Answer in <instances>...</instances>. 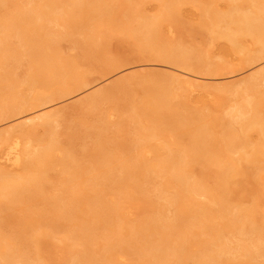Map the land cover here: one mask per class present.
Listing matches in <instances>:
<instances>
[{"label":"bare ground","instance_id":"obj_1","mask_svg":"<svg viewBox=\"0 0 264 264\" xmlns=\"http://www.w3.org/2000/svg\"><path fill=\"white\" fill-rule=\"evenodd\" d=\"M155 1L160 3V8L157 11L158 13L156 12L152 16L147 13L145 14L142 10L143 0H65L63 5H59L56 0H47L40 5L36 2V7L34 6L31 9L29 5L27 7L29 10L26 11L20 10L19 8L22 7H18L17 2L14 3L12 13L11 10L10 14H6L4 11V14L0 16V125L11 122V120L27 113L41 112L46 108L84 93L92 84V81L78 67V64L81 62L80 60L87 61L91 59L95 53H99L103 49L105 44L109 42V39L115 36L129 40L139 52L154 53L152 55H154L155 61L173 66L172 68H175L178 72L176 74H179L178 78L184 80L185 86L193 91L194 84L198 83L196 81H200L203 78L202 75H207V72L198 69L192 62H188V58L184 55L185 53L182 52L183 56L177 45L172 43L167 45L162 36L163 25H166L165 23H168L167 25L170 24L169 21L174 18L176 10H178L177 6L185 0ZM223 1L228 6V9L224 10L225 12H219L218 8L214 10V4L204 7L205 9L203 10L202 7L209 2L201 4L199 1L201 4L199 6L203 5L200 8L204 11L206 18L202 23V28L208 29L211 35L213 34L212 37L215 36L218 40H224L229 43L233 53L240 57L243 69L254 70V73L233 84L214 85L208 86V88H213L212 97L219 98L221 101H224L227 94L234 95L236 99L232 100L227 109V114L231 118L239 119V127L237 128L239 131H234L232 124L229 122L225 123V121L221 135L219 133L220 136L215 137L214 135H208L207 132L205 133V124H201L200 127L198 123L199 128H197L198 124L196 126L193 121L190 123L188 122L189 120H186L184 125L182 122L184 120H178L179 116L174 115L175 113L172 112L174 109L172 105L175 103L172 100L176 97L170 96L171 92H169L168 84L163 82L164 80L155 82L152 85L154 88L152 90L148 88L149 90L147 89L145 92V87L144 89L142 88L146 96L152 92L150 95L152 97L149 98L150 100H145L146 105L142 109L134 105L135 100L128 87L120 84L115 89H102L82 99L77 104L78 106L76 108L74 107L75 110L80 111L81 117L80 119L78 118V121L75 119L77 122L73 126L65 125L67 121L65 119L68 115L61 110L40 113L35 118L38 121L37 124L43 128V131L45 130L47 132L44 133L48 135V138L45 135V141L37 140L40 143L35 147V150H33L34 148L32 149L33 151L31 148L29 150L23 145V140H28L31 143L32 138L35 140V131L33 132L32 129H29L32 130L29 131L21 127L23 124L19 126L20 128L18 127L19 130H12L11 128L12 131L10 129L2 130L0 132L1 160L4 159L5 162L11 163L12 166H22L26 171L29 170V175L26 172V176H24L25 174L23 175L24 177L18 176L19 178L11 179V175H9L10 178L7 176L9 173L6 174L4 170H1L3 173H0V212L5 211V209H13V206L16 204V197H18L17 194H20V196L24 195V198H26V195L23 193H29V189H34L38 184L39 186L37 187H40V184L42 187L40 173H46L51 166L52 170L55 166L54 164L56 163L57 165V160H55L57 157L63 158L64 155H67L66 157L69 158V155H71L69 154L70 149H65L68 145L64 149L60 147L54 129L56 126H53L54 124H63L65 122L66 130L84 133L74 135L76 137L69 136L68 140H72V138L79 140L83 136L92 137L94 140H97L99 142L97 147L93 151L88 152L86 158L89 157L91 160H94L95 166H99L102 172L98 177V174L93 171L95 169L94 167L91 170L93 171L92 173H88L91 171L86 170L79 174L77 172L78 169L74 167L75 165L73 164L74 166H72L75 159H62L61 163H59L60 165L58 164V168L62 170L64 175V179L62 180L65 184L66 190H64L66 193H70V196L67 195L68 198L66 199L65 193L64 198L66 200L63 197L56 198L58 195H51L52 192L49 191L50 187L49 189H44L43 187L49 193H43L42 197L40 196L41 194L36 192V189H38L36 187L34 189L35 192L30 194V198L37 199L39 197L38 202L42 201L41 203H43L44 207L46 206V209L49 207L47 211L51 217L44 218L43 215L35 212L37 217L34 215V217L25 219L26 224L32 227H28L29 231H27L28 228L26 230L28 238H25L24 241L22 239L21 243L16 242L17 245L14 241H5L4 243L1 239L0 264H45L44 259L40 256L41 246L42 244L48 243L49 240L54 239L55 235L60 233L59 231L65 234V246L71 252L67 264H119L120 261L125 260V256L128 254L127 252L130 251H133L130 252L132 253L130 256L135 254L139 257V260L147 257L142 264H184L185 257L189 254L188 244L195 240L197 236L195 232H193L194 234H191V232L183 233L182 225H185V223L188 224V221H190L189 224H191V227L204 228L207 234L211 236L209 240L195 241L198 251L191 258L193 260L195 259V263L197 264H255L253 262L258 258H264V248L254 243V250L250 246L242 245L239 247L241 250L239 251L242 252L240 256L244 259L243 261H235V259L232 260L234 262L230 263L227 258L232 254V250L234 249L223 241L219 231L215 228V223H212L211 216L214 215H212L209 205H206V203L203 205V203L194 201V197L201 194L208 197L211 202H218L220 207L217 212L219 214L218 216L221 219L225 218V223L228 226L237 227V232L240 230V232L247 235H254L258 231V227H255V221H253L256 219L253 211L254 208H241L233 211L231 209L229 211L224 204V199L221 194L217 195L213 189L205 187L201 180L202 177L197 179L198 181L196 179L193 180L187 170L189 165L194 162L210 165L213 168L219 186L227 189L231 181L243 176L244 172L247 174L246 171L248 172L251 169L243 167L240 159L238 160L236 158L235 160L232 157L234 154L247 151L246 147L248 146L247 140L249 139V133L256 130L255 132L260 133L264 139V114L262 115L264 112V0ZM11 2L12 0H0V11H2V7L6 8L5 5ZM32 2L34 3V1ZM53 23L63 27L64 32L62 33L65 34H63L64 37L62 33L51 31L50 26ZM75 28L80 31L78 33L82 36L79 40L73 38L70 41L72 51L76 55H61L58 39L60 37L61 39L72 37V31ZM14 38L17 39L16 41L20 44L23 53L21 49L20 51L11 50V40ZM21 56L27 58L28 64L23 77L17 80L18 77L16 78L14 76L16 73L9 63L11 60L17 61ZM119 67L117 64L108 63L106 69L104 68V72L111 74L119 69ZM132 83L135 84L138 81L134 79ZM135 85L138 86L139 83ZM148 91H151L150 94ZM106 106L107 108L110 106L115 109L119 114H126L131 120L134 119L132 123L134 121L136 124V138H133L134 140H132L129 146L121 147L122 150L120 152L124 153V157L115 155L113 143L109 139H104L102 136V132L109 125L108 119L112 116L107 115ZM140 118L141 120L143 118L147 123H152L153 127H150L157 133L155 132V134L149 126H146V123L143 125ZM166 119L175 124L170 128V124L166 123ZM123 120L117 124L118 129L126 127L125 124L127 123ZM196 121H198L197 118ZM35 122L32 121V123ZM186 124L193 126V132L196 133L193 135L190 133L192 136L188 140L186 139L187 142L189 141L188 147L183 149L175 147L177 150H173L170 147L171 145L168 146L167 140H165L166 138L163 139L164 137H162L163 135L161 133H164L165 129H170L175 135L181 137L182 132L179 129L181 127L184 129ZM24 125L26 124L24 123ZM33 125L35 126L36 123ZM154 125L157 128H154ZM164 125L166 128L163 129ZM28 126L27 128H29ZM40 126L36 125V127ZM97 127H99L100 132L95 133L89 131V129H96ZM188 127L185 129H188ZM199 129H201V132ZM255 132H252V134H255ZM156 136H159V140L162 137L166 142L161 140V143L164 142V144L160 143L161 145L158 144L157 146L149 144L148 139ZM258 140L262 142L259 137ZM68 142L71 144L73 141ZM132 150L137 151L135 155L133 152V154L131 153L132 155H128V152L130 154ZM142 150L153 155L154 159L152 163H147V160L145 162V158L143 159V154L141 153ZM65 151H68V154ZM247 153L250 155V159H248L249 163L259 164V169L257 170L260 176L256 180L260 181H257L256 185L261 186L260 193L262 192V194H259V198L262 195L264 198V142L257 146L255 145L254 149ZM31 168L35 170V174L30 173ZM151 173L155 174L154 176L157 175L156 178L159 176V178L165 180L162 187L158 189L156 186L154 187L155 190L157 189L156 197L160 199V197L166 194L167 189L171 188L173 191L171 190V193L167 192V197L165 196L163 198L164 200L167 198V202L169 201L173 206L179 204L176 206H179V209L176 208L178 212L175 210L177 213L173 214L174 216L167 221L166 216L164 217L159 210V213H157L156 208L155 210L153 209L156 206L152 203L153 201L144 200L147 206L151 208L146 214V218L140 224L133 226V233H124L123 230H126V225H120V222H122L121 219L126 213L122 209L124 207L121 206L123 203L119 204L120 202H118L110 205L106 197V200L103 199V196H105L103 192L106 190V186L109 187L110 185V190L114 194L113 199L121 200L126 196L132 198L128 194L129 191L126 194L123 190V187L128 182H132L131 184L135 185L131 186V191L133 194L136 193L138 195V199L139 194L147 195L148 188L146 190V186L144 185L146 183L147 185L148 183L151 185L155 179L153 174L152 177L150 176ZM44 175L42 174V178ZM80 177L82 179L79 181L85 186L88 185V187L86 186L85 188L83 186L84 188H80L77 180ZM137 180H140L139 184ZM70 181L74 182L72 183L73 185L70 184ZM42 182L44 181L42 180ZM77 184H79V187H77ZM74 185L79 189H76ZM165 188L167 189L163 190ZM51 196L54 197L53 202H50ZM29 199L27 200L29 202L27 205L31 204L30 206H36L38 203L37 200L35 204V199ZM47 199H49V203L46 202ZM22 200L24 203L26 202V200ZM79 204L83 206V209H86L88 218L77 225H73L77 219L73 220ZM82 208L80 209L82 210ZM6 211L5 213L7 214ZM48 212L45 215H49ZM7 215L10 216V214ZM2 219H5V217H2ZM95 230L96 232L100 230L102 233H105L100 246L106 255H109L106 259H103V256L96 258L92 254L91 244L95 242L93 237L96 235L93 233ZM154 232L158 234L156 236L159 238L152 237ZM174 233L176 235L179 234L176 236V240L178 241L169 244L166 238H168L167 236L175 237ZM162 234H164V237L161 236ZM15 235L16 237L19 236L17 232ZM178 236L180 239H177ZM2 242L6 245L2 246ZM78 243L83 246L79 252L76 251L74 246ZM138 243H141L142 246L138 247ZM32 245L35 248V254L37 256L35 259H31L28 256V254L30 255L28 248ZM122 251L126 252L125 256L122 254ZM234 255H231V257L235 258ZM130 256L128 254V257Z\"/></svg>","mask_w":264,"mask_h":264},{"label":"rangeland","instance_id":"obj_2","mask_svg":"<svg viewBox=\"0 0 264 264\" xmlns=\"http://www.w3.org/2000/svg\"><path fill=\"white\" fill-rule=\"evenodd\" d=\"M15 1V2H14ZM34 1V3L32 2ZM47 0H12V2L8 5H5L6 8L2 7L0 11V16L4 13L6 14H10V10L11 13L13 12V4L17 2L18 7H22L19 8L20 10H29V8H27L29 5L30 9L32 7H36L37 3L40 5L41 3L46 2ZM58 2L59 5H63L65 3V0H56ZM61 1V2H59ZM68 1V0H67ZM70 1V0H69ZM72 1V0H71ZM201 4H205L207 2V5L205 4L203 7L199 6L200 2ZM205 1V2H202ZM185 0V1H181L182 3L179 4V6H177L176 10V14L174 15V18L169 21L170 22V26L167 25L168 23H165L166 25H163V29H162V36H163V40L164 42L169 45V44H174L177 45L179 47V49L181 50V53H185V57L188 58L187 61L192 62V64L195 65V67H197L198 69L207 72V75H202L203 78H198L200 79V81H196L198 83L194 84V90H190V88H188L187 86H185L186 84H184V80H181L178 78V75L176 73L177 70L175 68H172L173 66H170L166 63H162L159 61H155L154 59V53L152 52H139V50L127 39H121L120 36L119 37H114L109 39V42L105 44V46L103 47V49H101V51L99 53H95L94 56L91 57V59L89 60H83L81 59L79 62L80 64H78V67H80L81 72H84L87 74V76L90 78V80L92 81V84L89 86V88L82 94L77 95L71 99H68L66 101H63L59 104H56L54 106H51L49 108H46L45 110H42L41 112L38 113H32V114H25L22 116H19L17 118H15L14 120H11V122H7L6 124L0 125V132L2 130H9L10 128L12 130H19L18 127L21 125V127L26 128V129H32L33 132L35 133V140L34 138H32L31 143L28 140H23V145L27 147V149L31 150H35V147L38 146V144L40 143L39 141L37 142V140L40 141H45L46 137L48 138V135L45 134L47 132H45V130L43 131V128H41L40 125H38V121L36 120L35 117H37L38 115H40V113H46V112H55V111H62L63 113H65L66 115H68V117H66L65 121V125H72L75 124L78 121V118L80 119L81 115H80V111L75 110L76 106H78L77 104L80 103V101H82V99L86 98V96H89V94L95 93L97 91L100 90H104V89H115L118 85L120 84H124L128 87V89L131 91L132 96L135 100L134 105H136L138 108H143L146 105V99L150 100L149 98H151L152 96H150L152 94H147V96L145 95L146 90L148 88H150V90H152L154 83L160 80H164L163 82L166 84H168L169 87V92H171L170 96H175L176 100L173 99L172 101L175 102L173 103V107L174 109L172 110V112H174V115H178V120L181 119L184 120L182 121L185 125L186 120L188 122L191 123V121H193L195 123V125L197 126V124H205L206 128H204V130L206 129L205 133L207 132L208 135H214L215 137H217L220 133L221 135V131L224 125V122L227 123H231L232 124V129H234V131H237L238 129V122L239 119L236 118H231L228 114H227V109L230 106L232 100L236 99L234 97V95L232 96L230 95H226V98L224 99V101L219 98H215L212 97V92H213V88H208V86H214V85H228V84H233L236 83L238 81H241L245 78H247V76H250L254 73V70H248V69H243V66L241 64V59L238 55H235L233 53V51L230 48L229 43H227L224 40H218L215 36L212 37L211 33L209 32L208 29H203L202 28V23L203 21L206 19L205 15H204V7L210 6L214 4L213 9H217L219 10V12H225V9H228V6L226 3H224L225 1H221V0ZM207 1V2H206ZM144 2V3H143ZM142 2V10L144 11V13L149 14L150 16H152L153 14L155 15L156 12L158 11V9L160 8V3L158 1L155 0H143ZM211 2V3H210ZM216 2V3H214ZM222 2V3H221ZM16 4V5H17ZM21 4V5H20ZM35 4V5H34ZM200 4V5H201ZM209 4V5H208ZM9 6V7H8ZM202 7L203 10L200 8ZM27 8V9H26ZM144 8V9H143ZM181 9V10H180ZM5 11V12H4ZM4 12V13H3ZM178 12V13H177ZM123 13V12H122ZM158 13V12H157ZM121 15V14H120ZM201 25V26H200ZM165 26V27H164ZM167 26V27H166ZM51 31L53 32H59L62 33L64 32V29L62 26H60L59 24L56 25V23H53L51 26ZM72 37H65L64 39H61V37L58 39V46L60 48L61 51V55H76V53L74 51H72V46L70 41L74 38V39H81L82 36L79 35L80 31H78V29H74L72 31ZM79 32V33H78ZM64 33H62V36ZM81 37V38H80ZM122 37V36H121ZM123 38V37H122ZM216 39V40H214ZM17 39H12L11 43H12V47L11 50H17L21 52L23 51L22 48L20 47V44L18 43V41H16ZM218 40V41H217ZM102 52V53H101ZM23 53V52H22ZM182 53V55H183ZM187 53V54H186ZM183 55V56H184ZM184 57V58H185ZM117 64L119 65V69H117L116 71H114L111 74H106L104 71L106 69V65L107 64ZM10 66L13 69V71L16 73L14 76L18 79L23 77V74L26 70V66L28 64L27 62V58L25 56H21L20 59H18L17 61L15 60H11L10 61ZM81 65V66H79ZM105 68V69H104ZM84 71H83V70ZM175 69V70H174ZM176 74V76H175ZM178 78V79H177ZM136 79L139 83V85H135L138 83L133 84L132 80ZM177 79V80H176ZM200 82V83H199ZM145 87V92L144 90H142V88L144 89ZM154 89V88H153ZM211 92H210V90ZM149 90V89H148ZM129 91V92H130ZM173 91V92H172ZM172 93H174L172 95ZM212 94V95H211ZM178 102V103H177ZM171 106V107H172ZM75 107V108H74ZM107 108V106L105 107ZM172 109V108H171ZM264 110V108H263ZM65 111V112H64ZM171 112V113H172ZM31 113V112H30ZM106 113L107 115H112L108 121H109V125L108 127H106V130L102 132V136L104 137V139H109L111 143H113V151L115 152V155L118 156H123L124 153L120 152L122 150L121 147H127V145L129 146L130 143L132 142V140H134L133 138H136V133H135V126L136 124L132 123V119L128 118L125 115L119 114L118 112L115 111V109L111 108L110 106L106 109ZM264 114V112L262 113V115ZM146 117V116H145ZM176 117V116H175ZM264 117V115H263ZM139 118V117H138ZM184 118V119H183ZM196 118L198 119V121H196ZM35 119V120H33ZM77 121H76V120ZM124 119L123 121H125L126 127L125 128H121L118 129V123ZM145 120H147L146 118H144ZM194 119V120H193ZM200 119V120H199ZM139 120V119H137ZM141 120V118H140ZM35 122L37 126L40 127H36V125L34 126L32 123ZM142 123L144 125V123H146V126H151L153 127L152 123H147V121L145 122L142 118ZM140 121V122H141ZM237 121V122H236ZM192 122V125H193ZM202 122V123H200ZM236 122V123H235ZM24 123L26 125H24ZM63 124H59L57 123L56 125L54 124L53 127L56 131L57 134V141L60 144V147L64 149V147L66 145V150L69 148V158H73L75 159V161H73L72 166L75 167V169H78L77 172L80 174L82 171H86V170H93L94 167L95 169L93 171H95L99 175H101L100 173L102 172V169L98 166H95L94 160H91V158H86L87 157V153L93 151L94 148L97 147L98 145V141L94 140V138L92 137H88V136H83L81 137L79 140H77V138H72V140H68L69 136H73L76 137L74 135L77 134H84L83 132H72L71 130H66L65 125ZM166 123L170 124V128L175 124L170 122L169 120L166 119ZM199 124L197 126V128H199ZM27 125H29L27 128ZM183 125V126H184ZM71 126V127H72ZM155 126V125H154ZM189 126V127H188ZM195 126V129H196ZM150 127V128H151ZM185 128L188 127V129H183V127H181L179 130H181L182 132V136L179 137L177 135H175L173 132H171L170 129H165L164 133L162 132L161 135L162 137H164L163 139L167 140L168 146L171 145L170 147H172L173 150H177L178 149H183L185 147L189 146V141L187 142L188 138H190V136H192L193 134H195L194 128L193 126H191L190 124L186 126H184ZM20 128V127H19ZM154 128H157L156 126ZM153 128V129H154ZM166 128L165 125L163 126V129ZM10 129V131H12ZM29 130V131H32ZM152 130V128H151ZM150 130V131H151ZM156 130V129H155ZM201 129H199L200 131ZM203 130V129H202ZM89 131L92 132H100L99 127H97L96 129L91 128L89 129ZM154 133L156 131L152 130ZM159 131V130H158ZM163 131V130H162ZM178 131V130H177ZM196 131V130H195ZM239 131V130H238ZM256 130H253L252 132H255ZM45 132V133H44ZM198 132V131H197ZM201 132V131H200ZM252 132H250L248 135V146L246 147L247 151L245 152H241V153H237L234 154L232 157H234L233 159L236 160V158L239 160H241V165H243V167H248L251 168L249 169V171L245 174V172L243 173V176L238 177L237 179L231 181L228 184L227 189H224L222 187L219 186L218 184V180L216 179V175H214L213 172V168L210 165H205L201 162H194L191 165H189L188 170V174L191 175L193 180H197L200 179L202 177V183L204 184L205 187H208V189H213V191H215V193L221 194L223 196L224 199V204L227 207V209L229 211L235 210V209H241V208H246V209H251L254 208V216L256 217V219H254V225L255 227H258V231L256 234L252 235V234H245L240 232V230H238L237 232V227L235 226H231V225H227L225 223V218L221 219L220 216H218L219 214L217 213L219 210V205L218 202H211V200L204 196V195H199L194 197L196 202L199 203H203V205L206 203V205H209V208L211 209L212 215L211 216V220L212 223L215 225V228L217 231H219L220 236L222 237L223 241L228 244L229 247L233 248L234 250H232V254L234 255L235 253V258L231 257V255L228 256L227 259H229L230 263L234 262L232 260L235 261H243L244 259L240 256L242 255V252H240V246L244 245V246H250V248H253L254 243L256 245H261L264 248V198L263 195L259 198V194H262L261 191V186L258 187L256 185L257 181L256 179H259L258 176H260L259 171L257 169H259V164L258 163H249L248 159H250V155H248L247 152H250L254 149L255 145L257 146L258 144H262L264 142V139L262 138V136L260 135V133H256L255 134ZM157 133V132H156ZM155 133V134H156ZM192 135H191V134ZM203 133V132H202ZM159 134V133H158ZM173 134V136H172ZM46 135V137H45ZM189 135V136H188ZM219 135V136H220ZM101 136V138L103 139V137ZM251 136V137H250ZM261 136V137H260ZM157 137V138H156ZM156 137H151L150 139H148V143L153 145V146H157L158 144L161 145L162 143L164 144V141L162 139V137H160V140L158 139L159 136ZM258 137L260 138V140L263 141L260 142L258 140ZM100 138V139H101ZM171 138V140H170ZM114 139V140H113ZM187 139V140H186ZM30 140V139H29ZM161 140H163L164 142L161 143ZM250 140V141H249ZM35 141V142H34ZM68 141H73L71 144ZM33 142V143H32ZM161 143V144H160ZM32 144V145H31ZM35 144V146H34ZM166 145V144H165ZM186 145V146H185ZM176 147V148H175ZM32 150V151H33ZM71 151V153H70ZM144 151V152H143ZM66 152V151H65ZM135 155V152L137 151H130V154L128 152V155H132L133 153ZM29 153V152H28ZM132 153V154H131ZM141 154L143 156V159L145 158V162L147 163H152L153 162V155H150L148 153H146L145 150L141 151ZM246 153V154H244ZM66 154H68V151L66 152ZM243 155V156H242ZM247 155V156H245ZM65 156V158H64ZM63 158H59L57 157L55 160H57V165L56 163L53 165L54 169L51 167L49 168V170L46 173H40V181L43 184L41 187H37L39 186V184L37 186H35L34 189H36V187L38 189H36L39 194H41L40 196L43 197V193L48 194L49 192L44 189H49L50 187V192L51 195L55 194L58 195L56 198H65L67 199V195L70 196V193H66L65 192V184L62 182V180L64 179V175L63 172L60 168H58V164L61 163V160H65L67 157V155H64ZM1 154H0V173L1 170H4V172L7 174V176L9 177V175H11V179H16L19 177H22L24 174V176H26V172L28 173L29 170H25L22 166H12L11 163L9 162H5L4 159L1 160ZM124 157V156H123ZM67 158V159H69ZM28 159V157H27ZM72 159V160H73ZM147 160V161H146ZM76 162V163H75ZM70 163V162H69ZM71 164V163H70ZM74 164V165H73ZM60 165V164H59ZM77 167V168H76ZM33 170V168L30 169V173L31 174H35V170ZM97 170V171H96ZM88 172V173H92ZM68 172V171H67ZM72 172V170H71ZM94 172V175H95ZM4 173V174H5ZM66 173V172H65ZM70 173V172H69ZM87 173V174H88ZM117 174V172H115ZM259 173V174H258ZM5 174V175H6ZM30 174V175H31ZM42 174H45L42 178ZM83 174V173H82ZM152 174H150V176L152 177ZM29 175V173L27 174ZM90 175V174H88ZM93 175V174H91ZM155 174H153L154 176ZM19 176V177H18ZM23 176V177H24ZM87 176V175H86ZM157 176V175H156ZM154 179V181L150 182L152 183L151 185H147V183L144 185L146 186V194L147 195H140L139 194V198L137 199V194H133L131 189L133 185L135 184H131L132 182H128V184L126 186L123 187L124 192L129 191V196L132 198H128L127 196L121 200H117V199H113V195L112 194V190H110V185L109 187L106 186V190L103 192V194L105 196H103L105 199L109 201L110 205L114 204V203H118L121 204V206H123L124 208L123 211H125L126 215L124 214L121 221L120 225H126V230L124 229L123 232L127 233V234H131L134 232L133 230V226L136 224H140L145 218H146V214L149 212V210L151 209L150 207L147 206V204L145 203L144 200H149V201H153L152 203L154 204L153 209L158 211H160V213L166 218V220L168 221L170 218H172L175 214L178 212V210H176V208L179 209V206L176 207L174 205H171L169 203V201L167 202V198L163 197H167V192L171 193L173 190L171 188H165L163 190H168L166 192V194L162 197L157 198L156 197V190L160 187H162V184H164L165 180L163 181L162 178H156ZM9 177V178H10ZM14 177V178H13ZM153 177V178H154ZM258 177V178H257ZM68 178V177H67ZM75 178V177H74ZM152 178V180H153ZM81 177L80 179H77L79 184H80V188H86V186L88 187V185H83V183H81ZM42 180L44 182H42ZM73 180V179H70ZM80 180V181H79ZM39 181V182H40ZM140 181V180H139ZM139 181L137 180V183L139 184ZM198 181V180H197ZM260 181V180H259ZM258 181V182H259ZM71 182V181H70ZM74 182L76 183V180L74 179ZM73 181L70 183L71 185H73L72 183H74ZM77 182V183H78ZM134 183V182H133ZM142 183V182H141ZM161 185H159V184ZM79 184H77V187H79ZM130 184V185H129ZM156 184V185H153ZM76 185V184H75ZM74 185V186H75ZM159 185V186H158ZM84 186V187H83ZM143 186V189H144ZM156 186V190L155 187ZM158 186V187H157ZM44 187V189H43ZM76 187V186H75ZM74 187V188H75ZM76 189H79L77 188ZM41 188V190H39ZM33 188H31V190L29 189V193H23L26 195V198H24L23 196H20V194L16 197V204L13 206V209H5V211L7 212V215L5 213V211H1L0 212V217H5V219L0 218V240L3 241L5 243V241H10L16 243L19 242L21 243V240L24 241L25 238H28V234L26 235V230L29 227V225L26 224L25 219H29L30 217H37V214H41L44 216V218L50 216V213L47 211V209H49V207L46 209L43 205V203L38 202V198H30L31 197V193L35 192ZM65 189V190H64ZM39 190V191H38ZM151 190V193H150ZM170 190V191H169ZM172 190V191H171ZM41 191V192H40ZM131 192V193H130ZM155 192V193H153ZM66 193V195L64 196V194ZM150 193V194H148ZM153 193V195H151ZM61 194V195H60ZM143 194V193H142ZM135 195V196H133ZM21 199H20V197ZM49 196V195H47ZM141 196V197H140ZM153 196V197H152ZM156 198H155V197ZM52 198L50 199V202L54 201V197L51 196ZM30 198V199H29ZM64 198V199H65ZM135 198V200H134ZM149 198V199H147ZM155 198V199H154ZM258 198V199H257ZM263 198V199H262ZM26 200V202L24 203L23 200ZM34 200L35 199V204H36V200H37V204L36 206H30L27 205L29 204V202H27V200ZM63 199V201H65ZM105 199V200H106ZM131 201H130V200ZM133 199V200H132ZM260 200H262V202H259ZM156 201V202H154ZM22 202V204H20ZM49 203V199H47V201ZM45 202V203H46ZM31 203V202H30ZM60 203V202H59ZM108 203V204H109ZM19 204V205H18ZM26 206H25V205ZM34 204V205H35ZM257 204V206H255ZM259 204V205H258ZM22 205V206H20ZM82 205V204H81ZM4 206V205H2ZM17 206V207H16ZM20 206V207H18ZM28 206V207H27ZM30 206V207H29ZM15 207V209H14ZM23 207V209H22ZM83 206H80V204L77 206V210H76V215L74 216L75 222L73 223V225H77L79 224L81 221H83L84 219L88 218V213L85 211L86 209L82 208ZM20 208V209H19ZM82 208V210L80 209ZM87 208V207H86ZM126 208V209H125ZM158 208V209H157ZM162 208V209H161ZM208 208V209H209ZM49 215H45V213L47 214V212ZM105 209V208H104ZM103 209V210H104ZM107 209V207H106ZM209 209V210H210ZM127 210V211H126ZM153 210V211H154ZM163 210V211H162ZM175 210L177 212H175ZM213 210V211H212ZM155 211V212H157ZM159 211L157 213H159ZM228 211V213H229ZM33 212V213H32ZM35 212H37V214H35ZM39 212V213H38ZM163 212V213H162ZM30 213V214H29ZM32 214V215H31ZM257 216H256V215ZM48 217V218H50ZM217 217V218H216ZM82 218V220H81ZM214 218V221H213ZM220 218V219H219ZM190 223V221H188ZM187 224L185 223V225H182V229H183V233H190L191 234L193 232H195L197 234L195 240L191 241L188 244V255L187 257H185L184 260V264H197L195 263V259L193 260V258H191L193 255L197 254V246H196V242L195 241H200V240H209L211 238L210 234H207V231H205L204 228H200V227H196V226H192L191 224ZM128 224V225H127ZM32 226H30L29 228H31ZM233 227V228H232ZM29 228L27 231H29ZM33 229V228H32ZM30 229V230H32ZM62 230V229H61ZM128 230V231H127ZM16 232L19 236L16 237ZM33 232V231H31ZM60 233L58 234H54L55 238L52 240H49L48 243L46 244H42L41 249H40V256L44 259L45 264H67L69 257L71 255L70 249L68 250L67 247L65 246V234L61 231H59ZM96 235L93 236L95 239V242L93 244H91V251L93 252L92 254H94V256L96 258H101L102 256L104 257L103 259H106V257H108L109 255L105 253L104 250L101 249L100 244L102 243V239L104 237L105 233H102V231H97L96 230L93 232ZM261 233V234H260ZM175 234V233H174ZM173 234V235H174ZM194 234V233H193ZM260 234V235H259ZM26 235V236H24ZM158 234H156V232L153 233V238L157 237L156 236ZM179 235V234H177ZM167 236L168 238H166V241L171 244H173V242H177L178 240H176V236ZM24 238H22V237ZM162 237H164V234L161 235ZM181 236V235H180ZM260 236V237H258ZM2 237V238H1ZM152 237H150L152 239ZM5 238V239H4ZM17 238V239H16ZM66 238V237H65ZM257 238H259L257 240ZM16 241H15V240ZM19 239V240H18ZM177 239H180L179 236ZM18 240V241H17ZM176 240V241H175ZM67 241V240H66ZM260 241H262L260 243ZM2 242V246H5ZM68 242V241H67ZM257 242V243H256ZM18 243V244H19ZM70 244H72L71 242H69ZM260 243V244H259ZM17 245V243H16ZM138 247H141L142 244L138 243L137 244ZM75 249L77 252H79V250H82L83 246L82 244H75ZM73 246V247H74ZM1 247V246H0ZM18 247V246H17ZM23 247V246H22ZM2 249V247L0 248V250ZM23 250V248H21ZM30 251L28 253H30V255L28 254L29 258L31 259H35L37 258L36 254H35V248L33 247V245L31 247L28 248ZM27 249V250H28ZM74 250V252H76ZM72 250V251H73ZM128 250V249H127ZM126 250V251H127ZM240 250V251H239ZM122 251V254L125 253ZM133 252V251H130ZM130 252H127L130 256ZM35 255H34V254ZM128 254H126L127 256H125V260L120 261L119 264H142L143 261L147 258V257H143V259L139 260V257L136 256L135 254L128 257ZM138 259V260H137ZM253 263L255 264H264V258H258L256 261H254ZM14 264V263H13ZM35 264V263H32ZM209 264H213V263H209Z\"/></svg>","mask_w":264,"mask_h":264}]
</instances>
